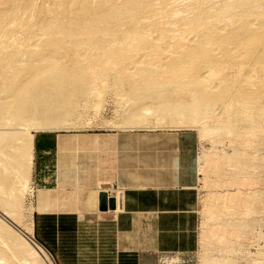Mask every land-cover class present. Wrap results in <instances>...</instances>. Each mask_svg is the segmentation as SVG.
Wrapping results in <instances>:
<instances>
[{"label":"rangeland","instance_id":"obj_1","mask_svg":"<svg viewBox=\"0 0 264 264\" xmlns=\"http://www.w3.org/2000/svg\"><path fill=\"white\" fill-rule=\"evenodd\" d=\"M236 1L0 0V105L10 108L1 106L0 114L13 116L0 120L14 122L22 130L18 134L34 133L35 138L42 133L34 129L35 112L27 114L37 107L60 114L51 132L109 127L198 131L201 248L190 259L176 256L161 264H264V0ZM148 107L155 108L150 117L143 115ZM108 118L117 122L107 123ZM195 120L201 128L193 125ZM1 135L0 155L9 148ZM206 154L214 160L207 168ZM4 172L0 177L12 174ZM2 192L6 198L8 189ZM53 192H39L35 206L31 179L19 224L1 211L0 217L43 244L53 264H92L88 253L94 236L101 237L92 224L79 240L68 239L62 253L55 250L51 231L35 228L34 213L53 205ZM42 194L50 195L46 203ZM231 196L237 197L233 206ZM63 197L61 192L58 198ZM248 206L254 209L246 211ZM211 209L221 211L213 222ZM216 227L222 231L213 236L209 230ZM71 244L79 253L72 261Z\"/></svg>","mask_w":264,"mask_h":264},{"label":"crops","instance_id":"obj_2","mask_svg":"<svg viewBox=\"0 0 264 264\" xmlns=\"http://www.w3.org/2000/svg\"><path fill=\"white\" fill-rule=\"evenodd\" d=\"M34 140L35 206L39 192H56L53 205L40 206L33 220L52 232L55 250H68L67 240H79L92 224L101 232L88 253L92 264H161L199 252L198 131L109 127L42 132ZM117 189L120 203L102 210L100 194ZM49 197L42 194L43 202Z\"/></svg>","mask_w":264,"mask_h":264},{"label":"bare ground","instance_id":"obj_3","mask_svg":"<svg viewBox=\"0 0 264 264\" xmlns=\"http://www.w3.org/2000/svg\"><path fill=\"white\" fill-rule=\"evenodd\" d=\"M170 1V0H169ZM176 1V0H175ZM192 1V0H191ZM209 1V0H207ZM211 1V0H210ZM233 1H236V0H233ZM178 2V1H177ZM182 2V1H181ZM203 2V1H202ZM205 2V1H204ZM230 2V1H229ZM227 1V3H229ZM232 2V1H231ZM236 2H241V1H236ZM209 3V2H208ZM194 4V3H193ZM198 4V3H197ZM230 4H234L235 3H230ZM237 4V3H236ZM247 5L249 3H246ZM184 5V4H182ZM191 5V4H190ZM207 5V4H206ZM181 6V5H180ZM186 6H189V4H187ZM225 6V5H224ZM223 6V7H224ZM230 6V5H229ZM229 6H227L226 4V7L227 8H230ZM236 6V5H235ZM241 6V5H240ZM243 6V5H242ZM241 6V7H242ZM245 6V4H244ZM117 7V6H116ZM192 7H195V5H193ZM247 7V6H246ZM212 8V7H211ZM227 8H225L226 13L228 11H231L230 9L228 10ZM237 8V7H236ZM239 8V6H238ZM190 9V8H189ZM201 9V8H200ZM205 9V8H204ZM209 8H207L208 10ZM232 9V7H231ZM235 9V8H233ZM243 9V8H242ZM248 9V8H247ZM187 10V8H186ZM191 10H194V9H191ZM206 10V9H205ZM210 10V9H209ZM223 9H220L219 10V13H221V11H223ZM199 10H196V12H198ZM202 12L203 9L201 10ZM215 11V10H214ZM234 11V10H233ZM232 11V12H233ZM237 11V10H236ZM193 12V11H191ZM191 12H189L190 14H192ZM218 12V11H217ZM240 12V11H238ZM249 13V11H247ZM194 13V12H193ZM200 13V12H199ZM205 13V12H204ZM207 13V12H206ZM246 13V12H245ZM202 14V13H200ZM211 14V12L209 13ZM209 14H207L208 16H210ZM217 14V13H216ZM195 15H198L197 13ZM212 15V14H211ZM228 15V14H227ZM204 16V15H203ZM207 16V17H208ZM217 16V15H215ZM219 16V15H218ZM226 16V15H225ZM194 17V15H193ZM206 17V16H204ZM206 17V18H207ZM242 17V16H241ZM184 18V17H183ZM197 17H195L194 19H196ZM192 19V18H191ZM192 19V20H194ZM227 19V18H226ZM96 20V19H95ZM143 20V19H142ZM209 20V19H208ZM138 21V20H137ZM184 21V20H183ZM186 21V20H185ZM139 22V21H138ZM208 22V21H207ZM135 23V22H134ZM209 23V22H208ZM137 25V23H136ZM139 25V24H138ZM221 27L222 25L218 28V30L220 29L221 30ZM132 30V29H131ZM161 35V34H159ZM158 35V36H159ZM157 36V37H158ZM136 37L133 36V38ZM143 36L141 33H138V37H136L137 39H141ZM167 37V36H166ZM186 37V36H185ZM194 37V36H193ZM33 38V37H31ZM155 39H153L152 41L156 40V36L153 37ZM159 38V37H158ZM198 38V37H197ZM152 39V38H151ZM160 39V38H159ZM183 39V38H182ZM192 39V36L190 37V40L191 41ZM205 39H208L205 37ZM134 40V39H133ZM188 40V39H187ZM197 40V39H196ZM198 40H200L198 38ZM157 41V40H156ZM154 41V42H156ZM195 41V40H194ZM208 41V40H207ZM159 42V41H158ZM164 43V42H163ZM167 43V42H166ZM172 43V42H171ZM189 43V42H188ZM29 44V43H28ZM170 44V43H169ZM129 45V44H128ZM167 45V44H166ZM125 46H127L125 44ZM164 48V46H163ZM161 49V50H165V49ZM214 48V47H213ZM213 50V49H212ZM215 50V49H214ZM203 51V50H202ZM213 52V51H212ZM215 52V51H214ZM164 53H168V51L164 52ZM176 54V53H175ZM218 54V53H216ZM174 55V54H172ZM215 56V55H214ZM165 59V58H164ZM220 59V58H219ZM137 60H139L137 58ZM135 60V63L136 64H139L137 61ZM163 60V59H162ZM144 61V60H143ZM141 62V61H140ZM156 63V62H155ZM155 63H152V64H155ZM161 66V65H160ZM207 68V67H206ZM211 68V67H210ZM131 69V68H130ZM205 69V68H204ZM221 70V69H220ZM128 71V70H127ZM216 71V70H215ZM206 73V72H205ZM204 73V74H205ZM219 75V74H218ZM199 76H202L201 74ZM207 75L204 76V78H206ZM220 77V76H219ZM218 77V78H219ZM203 78V77H202ZM200 79V78H199ZM216 79V78H214ZM202 80V79H201ZM207 80H211V79H208ZM32 92H30L31 94ZM32 94H35V92H33ZM23 100V99H21ZM17 102V101H16ZM15 102V103H16ZM22 102V101H21ZM6 103V102H5ZM5 103H1V104H5ZM9 103V102H8ZM12 105V104H11ZM17 105V104H16ZM2 105H0L1 107ZM4 106V107H3ZM2 108H8V104L6 105H3ZM6 106V107H5ZM14 106V105H13ZM16 107V106H15ZM30 107V106H28ZM27 108V107H26ZM26 108L24 110H26ZM32 108V107H31ZM15 108H11V110H13ZM154 107H148V108H144L143 109V115L144 116H148L150 117L154 111ZM7 110V109H6ZM6 110H4L6 112ZM8 110L10 111V108H8ZM7 110V111H8ZM15 111V110H13ZM12 111V112H13ZM27 111V110H26ZM4 112V113H5ZM29 113L27 114H30L31 112H35V114L37 115V119L35 121V126H34V129L36 132H51V131H54V128L52 127V124L53 122H55L57 120V117L60 115H58V113L54 112V111H51V110H45V109H41L40 107H37L35 109H29L28 111ZM15 113V112H14ZM8 114L10 115V112L7 113L6 115L8 116ZM183 114V113H182ZM2 114H0L1 116ZM5 115V114H4ZM5 116H1L4 117L3 120H7L8 117ZM13 115V113L11 114ZM142 115V116H143ZM21 115H19L20 117ZM26 117L28 115H25ZM31 116V114L29 115ZM141 116V118H143ZM13 117V116H12ZM10 117V119L12 120L13 118ZM186 117V116H185ZM24 118V117H23ZM21 118V120L23 119ZM29 118V117H27ZM134 119L136 117H133ZM140 118V117H139ZM146 117H144L145 119ZM9 119V118H8ZM9 119V120H10ZM1 121L0 122H4V121ZM26 120V119H25ZM18 121V120H17ZM6 124H4V129L0 130V132L3 133V135H1V137H4V139L6 140L7 144L9 145V148L7 149V151L5 152H2V154L0 155V170H3L5 171L4 173L5 174H8V173H12L10 176H7V177H0V180H9V182L11 184L8 185L7 182H3V186L0 185V194L3 193L2 191L4 189H8V193H6V198H3L2 195H0V211L2 212V214L7 217L8 219H10L14 224L18 225L19 222H20V216H22V213L20 211V207L22 206V203H23V193L24 191L28 188V183L29 181L31 180V177H32V168H33V151H34V133H28L26 135V133H24L25 135H23L22 133H17L18 131H22L21 129L19 128H16L14 125V122H4ZM13 123V124H12ZM19 123V122H18ZM0 124H3V123H0ZM66 124V123H65ZM23 125V124H22ZM193 125H195L196 127L198 128H201V126L198 124V122L195 120L193 121ZM6 126V127H5ZM19 126V125H18ZM2 128V126H0ZM26 127V126H24ZM0 128V129H1ZM207 131V130H206ZM213 131V130H212ZM205 132V131H204ZM1 139V138H0ZM3 140V139H2ZM4 142V141H3ZM2 142V143H3ZM1 143V141H0ZM6 145V144H4ZM0 146H3L0 145ZM2 149V148H1ZM213 156V155H211ZM213 158H211L208 154H206L204 156V160H205V167H209L210 163H212L211 161H214L212 160ZM232 160V159H231ZM230 162V161H229ZM206 167V168H207ZM204 172V171H203ZM206 175H208V172H204ZM5 176V175H4ZM206 177V176H205ZM208 180V179H207ZM2 182H0L2 184ZM207 182V181H206ZM208 183V182H207ZM7 184V186H6ZM207 186V185H206ZM7 192V191H6ZM4 195V194H3ZM234 195V194H233ZM236 195V194H235ZM215 196V195H214ZM5 197V196H4ZM120 197V196H119ZM236 197V196H235ZM235 197L233 198V196H231V204H234V202L236 201ZM237 198V197H236ZM225 199V198H224ZM227 200V199H226ZM240 201V200H239ZM229 202V201H227ZM250 202V201H249ZM246 204V202H245ZM5 205V206H4ZM233 206V205H232ZM223 207V206H222ZM230 208V207H229ZM232 208V207H231ZM254 209V207L252 206H248V209H246V211L250 210V209ZM212 211L210 212L211 215V221H215V217H217L218 213L221 212L219 211L217 213V210L214 211L215 209H211ZM228 211V209H227ZM255 211V210H254ZM252 210V212H254ZM234 212V211H233ZM250 212V211H249ZM249 212L247 213L249 215ZM229 214V212H228ZM220 215V214H219ZM223 215V214H222ZM244 215H246L244 213ZM247 215V216H248ZM253 219V218H252ZM219 220V219H217ZM210 221V222H211ZM206 226V225H205ZM217 227L215 228V230H209V232L213 235V236H217V232L218 230H216ZM219 231H222L219 230ZM17 234H21V236H24L21 238V236L17 235ZM29 234V233H28ZM208 234V233H207ZM209 236V235H207ZM225 235H223L221 238H224ZM226 237V236H225ZM27 239L30 241V243L27 241ZM259 254H263V252H261V250H259ZM253 263V262H252ZM259 263V261H258ZM0 264H53L51 259L49 258V256L47 255V253L45 252V249L37 244L36 242L33 241L32 238H29L27 237L25 234H23V232H20L19 230H17L15 227L11 226L10 224H8L6 222V220L4 218H1L0 217ZM255 264V263H254ZM257 264V263H256Z\"/></svg>","mask_w":264,"mask_h":264},{"label":"water","instance_id":"obj_4","mask_svg":"<svg viewBox=\"0 0 264 264\" xmlns=\"http://www.w3.org/2000/svg\"><path fill=\"white\" fill-rule=\"evenodd\" d=\"M99 206L102 210L107 208L115 209L116 208V200L114 198L109 201V195L107 192H103L99 196Z\"/></svg>","mask_w":264,"mask_h":264},{"label":"built area","instance_id":"obj_5","mask_svg":"<svg viewBox=\"0 0 264 264\" xmlns=\"http://www.w3.org/2000/svg\"><path fill=\"white\" fill-rule=\"evenodd\" d=\"M109 195V201H111L112 198H114L116 200V204L118 205L121 201L122 198V191L121 190H114L112 192H107ZM120 196V199H119ZM37 243H39L45 250H47V248L41 244L40 242H38L36 239H34ZM48 251V250H47Z\"/></svg>","mask_w":264,"mask_h":264}]
</instances>
